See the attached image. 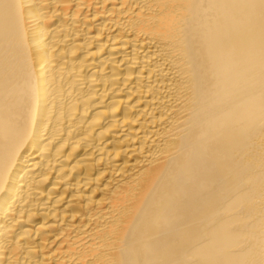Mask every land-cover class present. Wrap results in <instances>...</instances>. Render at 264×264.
Segmentation results:
<instances>
[{
  "label": "bare ground",
  "instance_id": "1",
  "mask_svg": "<svg viewBox=\"0 0 264 264\" xmlns=\"http://www.w3.org/2000/svg\"><path fill=\"white\" fill-rule=\"evenodd\" d=\"M0 264H264V0H0Z\"/></svg>",
  "mask_w": 264,
  "mask_h": 264
}]
</instances>
